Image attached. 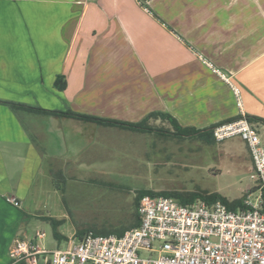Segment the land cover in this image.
<instances>
[{"label":"crops","instance_id":"crops-1","mask_svg":"<svg viewBox=\"0 0 264 264\" xmlns=\"http://www.w3.org/2000/svg\"><path fill=\"white\" fill-rule=\"evenodd\" d=\"M145 3L0 0V100L125 122L165 112L200 129L240 112L264 119V0ZM149 134L173 137L0 102V264L16 239L34 237L20 210L43 161L60 178L78 157H148Z\"/></svg>","mask_w":264,"mask_h":264},{"label":"rangeland","instance_id":"rangeland-1","mask_svg":"<svg viewBox=\"0 0 264 264\" xmlns=\"http://www.w3.org/2000/svg\"><path fill=\"white\" fill-rule=\"evenodd\" d=\"M253 126L264 144V129ZM157 137L148 136L149 144L155 143L148 157H78L60 178L49 176L43 161L20 210L27 235L42 231L40 244L64 248V237L76 231L126 227L135 219L134 196L141 188L217 192L228 200L256 195L252 157L238 135L210 144L197 137ZM54 226L64 236L60 240Z\"/></svg>","mask_w":264,"mask_h":264},{"label":"built area","instance_id":"built-area-1","mask_svg":"<svg viewBox=\"0 0 264 264\" xmlns=\"http://www.w3.org/2000/svg\"><path fill=\"white\" fill-rule=\"evenodd\" d=\"M240 105L239 90L233 87ZM216 141L238 135L252 157L257 193L228 208L220 200L197 198L182 204L172 196L145 194L138 200V224L122 234L91 230L66 239L64 248L40 244L42 231L11 245V264H264V144L243 112L212 129ZM19 207L15 197H7Z\"/></svg>","mask_w":264,"mask_h":264},{"label":"trees","instance_id":"trees-1","mask_svg":"<svg viewBox=\"0 0 264 264\" xmlns=\"http://www.w3.org/2000/svg\"><path fill=\"white\" fill-rule=\"evenodd\" d=\"M141 4L144 6H147L145 3V0H140ZM53 86L59 90H62L66 86V81L62 75H57L54 82ZM1 103L8 105L11 107L13 110L15 109H24L29 112H35L39 114H56V115H61V116H75L81 120L84 121H91L95 122L104 126H116L122 129H127V130H132V131H157L161 132V134L165 135H172L176 137H197L198 139L204 141L207 144L213 143L215 141L213 135H212V129L215 125L220 124L225 121H230L233 119H236L239 117V115L226 119L224 121H220L219 123L213 124L207 128H196L193 126H181L179 122L174 118L172 115L165 113V112H150L147 114L143 119H141L138 122H125V121H119V120H114V119H108V118H102V117H96L93 115H87V114H78V113H73L70 110L62 111V110H56V109H46L42 108L40 106H34V105H29V104H24V103H19V102H12V101H5V100H0ZM152 117H160L162 119L167 120L170 125L171 129H162V128H154L149 124V120ZM246 118L249 121H259L262 124H264V119L261 117L257 116H252L249 114H246ZM149 194V195H165V196H172L174 197L177 201H179L182 204L190 203L194 201L197 198L203 199L206 202H212L215 200H220L224 204L228 206V208L235 209L237 207H242V199L237 198L233 200H228L221 194L217 192H210V193H199L195 191H178V190H152V189H145L141 188L136 190L135 196H134V220L127 225L126 227L123 228H118L115 230H109V231H93L94 233L98 234H109V233H115L117 235L122 234L126 229L134 227L138 224V215L136 211V206L138 203V200L141 196ZM86 230H81V231H76L75 236L80 237L83 233H85ZM53 236L56 238H59L60 234L56 230L55 226L53 227Z\"/></svg>","mask_w":264,"mask_h":264}]
</instances>
